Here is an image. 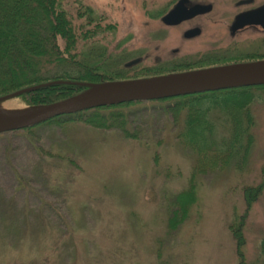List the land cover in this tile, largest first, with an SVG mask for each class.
<instances>
[{
  "label": "rangeland",
  "instance_id": "374dc122",
  "mask_svg": "<svg viewBox=\"0 0 264 264\" xmlns=\"http://www.w3.org/2000/svg\"><path fill=\"white\" fill-rule=\"evenodd\" d=\"M67 1L70 7L77 2ZM80 1L95 18H102L100 25L112 27L100 43L112 57L111 63H115L111 71L114 73L119 71L116 66L119 62L123 68L124 63L134 59L140 62L128 72L124 68L122 74L137 79L139 75L148 78L186 70L180 68L183 64L212 62L205 60L211 55L206 51L211 52L213 39L223 46L219 53L222 60L252 55L251 45L255 43L250 40L257 34L252 30L235 38L239 41L236 50L233 45L236 42L222 25H203V37L191 43L181 41L177 30H163L157 17L169 0ZM172 48H179L184 55L200 51L195 55L202 58L171 60ZM95 53H91L90 59L86 51L76 60H93ZM254 95L249 105L254 126L247 167L242 172L231 165L216 174L208 169V176L197 180V206L189 209L187 221L173 234L168 227V211L175 208V203L171 202V208L167 209L163 194L175 198L187 187L193 159L170 133L173 120L168 116V130L157 141L155 131L163 132L165 127L157 124L162 119L161 107H171L175 102H145L125 109V113L131 114L127 128L141 126L139 135L151 142L141 143L80 122L65 124L58 132L42 126L32 135L20 132L0 137V218L12 216L20 225L27 218L35 221L25 222L24 225L32 223L30 229L13 238L16 239L13 244L0 238V264H169L172 260L180 264L190 253L193 264H259V246L264 237V179L260 173L264 164V95L257 91ZM1 105L26 111L40 107L26 105L16 96L0 100ZM140 110L151 111L140 113ZM215 113L210 117L219 115ZM136 120L141 124L136 125ZM225 124L222 119L217 132L219 140L227 138ZM37 150L60 152L82 166V173L72 187L74 172L70 168L64 174L58 167L50 169L57 165L45 162ZM68 178L73 195L65 201L61 192ZM253 188L255 197L247 210L246 190L249 189V194ZM31 211L33 215L28 214ZM40 219L53 223L57 235H63L64 247H59L55 255H46V262L41 261L43 232H36ZM236 225L241 226L240 235L234 231ZM69 236L73 237L72 246L67 243ZM185 239H190L188 246ZM86 247H96L95 253L101 259L90 258Z\"/></svg>",
  "mask_w": 264,
  "mask_h": 264
},
{
  "label": "trees",
  "instance_id": "16d2710c",
  "mask_svg": "<svg viewBox=\"0 0 264 264\" xmlns=\"http://www.w3.org/2000/svg\"><path fill=\"white\" fill-rule=\"evenodd\" d=\"M69 2L72 4V0ZM76 5L78 6L75 7ZM67 8L73 9V12ZM101 19L100 17L95 18L91 9L87 5H83L80 0L73 2L71 7L67 0H0V100L9 98L22 90L38 86L39 88L21 93L16 98L26 105L43 106L81 93L85 90L81 86L84 83L137 79L136 76L128 77L122 74L126 63L122 68L119 62L116 65L119 71L111 72L114 71L115 63H111L112 57L107 54V49L100 43V39L105 32L112 30V27L100 25ZM86 51L90 55V59H92L91 53L96 52L93 60H76ZM125 69L128 72L129 68ZM138 77L146 78L140 77V75ZM48 83L53 84L40 87ZM255 91L264 95V85L146 101L148 103L175 102L171 107H161L162 119L157 121V124L160 123L161 128L165 127L163 132L155 131L157 134L155 141L159 139V136L162 138V134L168 130V123H166L168 116L173 120L170 133L183 152L193 159L187 187L175 198L163 194L168 203L166 204L167 209L171 202L175 203L176 208L173 207L171 211H168V214L170 213L168 222L170 233L173 234L182 223H185L189 216V209L192 206H197V180L200 182L201 178L208 176V169L216 174L219 169L224 170L231 165L236 171L242 172L247 167L254 126L250 118L249 105L255 98ZM142 103L145 102L122 103L63 115L38 125L0 134V137H8L20 132L32 135L36 128L42 126H49L58 132L65 124L80 122L94 129L120 133L125 138H131L141 143H143L142 141L151 142L149 138H142V134L139 135L142 132L141 126H132L134 129L127 128L128 121H131V114L125 113V109ZM144 111L150 113L151 110H140V113H145ZM211 113L219 115H215L213 118V116L210 117ZM143 116L150 117L149 115ZM222 119L227 122L225 126L228 129V135L225 140H219L217 137ZM181 121H183V125ZM139 124H141L140 120H136V125ZM35 135L37 137V133ZM160 141L155 142V145L161 143ZM37 152L45 162L57 165L50 169L58 167L64 174L70 168L74 172L71 187L80 177L82 166L78 162L71 161L70 157L68 158L60 152L41 150H37ZM46 166L48 167V165ZM260 173L264 179V164ZM68 185L69 178L61 192V197L65 201L68 200V196L73 195L72 188H69ZM256 188H253L249 194L247 193L249 189L246 190L247 210L251 204V198L255 197ZM176 203L179 204L176 205ZM33 212L28 214L33 215ZM25 222L35 221L27 218L24 224ZM39 222L36 232H40L39 234L43 232V239L40 243L43 255L39 258H42V262H46V255L50 253L55 255L58 253L59 247H64L62 244L63 235H57L55 228L52 227L53 223L49 224L42 219L37 223ZM24 224L20 225V222H16L12 216L0 218V238L10 240L13 244L16 239H12L16 236L19 238L24 230L30 229L31 225L29 224L32 223ZM33 226L35 228V223ZM233 228L240 235L241 226L236 225ZM72 238L69 236L67 239V243L71 246ZM185 242L188 246L190 239H185ZM162 245L164 246V244ZM94 248L96 247L88 249L86 247L87 253L90 252V258L101 259V255H96L97 248L95 250ZM159 249L160 247H158V257L161 254ZM259 252L261 257L259 264H264V237L261 239ZM191 257V253L186 254L180 264H193ZM169 264L175 263L172 260Z\"/></svg>",
  "mask_w": 264,
  "mask_h": 264
},
{
  "label": "water",
  "instance_id": "95a60500",
  "mask_svg": "<svg viewBox=\"0 0 264 264\" xmlns=\"http://www.w3.org/2000/svg\"><path fill=\"white\" fill-rule=\"evenodd\" d=\"M193 10L197 13L198 8ZM180 15L182 13L177 6L162 18V21L168 23L169 20ZM182 18H178V21ZM139 62L140 59H134L124 67L130 68ZM52 84L48 83L40 87ZM261 85H264V61L116 82L84 83L81 86L85 90L70 98L0 118V134L99 107ZM37 88L39 87L25 89L10 97Z\"/></svg>",
  "mask_w": 264,
  "mask_h": 264
},
{
  "label": "flooded vegetation",
  "instance_id": "af4514ba",
  "mask_svg": "<svg viewBox=\"0 0 264 264\" xmlns=\"http://www.w3.org/2000/svg\"><path fill=\"white\" fill-rule=\"evenodd\" d=\"M177 6L182 15L169 20L168 23H164L162 18ZM194 8H198L197 13L194 12ZM163 9V12L157 17L159 25L162 26L163 30H177L178 36L184 43H191L201 39L204 34L203 25H222L227 30L229 38L236 42L233 44L235 50L238 49L237 46L239 45V41L235 39L236 37L250 32V30L257 32V34L253 35V39L250 40L255 43L251 45L254 46L251 50L252 55L222 60L219 53L223 46L218 43V39H213L210 40L213 44L211 52L206 51L207 55H211L205 60L212 62H204L196 66L183 64L180 68H185L186 70L183 69L180 72L171 71L160 76L264 61V0H169L168 5ZM178 18L182 19L178 21ZM245 39H249V36ZM250 41H248L249 45L251 44ZM170 51L169 59L171 60L173 58L186 60L194 56H196L195 58H202L195 55L200 54V51H196L194 54L188 52L187 54L190 55L182 54L183 52L181 53L179 48H172Z\"/></svg>",
  "mask_w": 264,
  "mask_h": 264
},
{
  "label": "bare ground",
  "instance_id": "6f19581e",
  "mask_svg": "<svg viewBox=\"0 0 264 264\" xmlns=\"http://www.w3.org/2000/svg\"><path fill=\"white\" fill-rule=\"evenodd\" d=\"M26 110L21 108V107H17V108H9V106L7 105H1L0 106V118L3 117H7L8 115H16V114H20L25 112Z\"/></svg>",
  "mask_w": 264,
  "mask_h": 264
}]
</instances>
